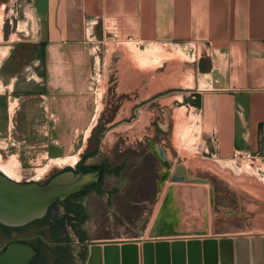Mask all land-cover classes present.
I'll use <instances>...</instances> for the list:
<instances>
[{"label": "crops", "instance_id": "1", "mask_svg": "<svg viewBox=\"0 0 264 264\" xmlns=\"http://www.w3.org/2000/svg\"><path fill=\"white\" fill-rule=\"evenodd\" d=\"M26 4L42 44L41 77L36 80L40 86L26 94L23 110V134L30 147L40 148L50 160L78 158L67 167L83 162L99 167L95 172L104 169L112 192L110 206L116 211L120 207L124 230H134L131 238L148 239L147 230L153 239L165 230H211L206 199L214 200V190L202 171L206 156L223 161L243 152L264 160V0ZM113 25L117 43L125 39L200 52L197 88L175 99L183 105L174 107L173 100L163 104L160 99L152 112L141 104L146 91L163 88L162 77L153 86L146 83L147 69L123 70L125 64L115 54L130 59L132 52L108 46ZM113 75L117 77L111 84ZM128 77L133 80L127 82ZM100 86L129 93L117 118L138 129L100 131V123L110 115L99 111ZM1 102L0 137L7 136ZM147 122L153 129H146ZM185 134H196L197 149L180 147ZM121 138L127 146L119 147ZM95 172L81 168L79 173ZM194 196L197 200L192 201Z\"/></svg>", "mask_w": 264, "mask_h": 264}, {"label": "rangeland", "instance_id": "2", "mask_svg": "<svg viewBox=\"0 0 264 264\" xmlns=\"http://www.w3.org/2000/svg\"><path fill=\"white\" fill-rule=\"evenodd\" d=\"M30 17L26 0H0V50L6 47L10 48L9 54L0 61V100L6 107L5 120L7 123V136L0 137V159H2L3 165L10 164L11 159H16L14 165L12 164L17 175L14 179L22 181L40 180L47 173L62 170L68 166L67 164H70L59 165L56 162L59 159L44 158L40 148L30 147L31 144L27 143V138L23 134L22 126L23 119H25L23 110L28 103V101L25 102V97L27 93L28 95L33 93L40 86L36 80L41 77L42 67L40 60L42 44L38 41L37 29ZM115 27L114 25L109 27L108 46L113 45L118 50L126 48L127 51L132 52L130 59L120 56L119 53L115 54L121 63L125 64L123 70H127V67L147 69L146 83L151 85L156 83V79L159 80V76L162 77L163 88L159 91H146L147 97L141 104L150 108L152 112L154 108L159 107L160 99L163 104L168 99L173 100L172 106L174 107L183 105L181 101L175 99H181L183 95L185 96L184 92L197 88L196 63L200 52L197 51L193 55L192 49L194 48L161 47L125 39H120L117 43L115 42L117 33ZM117 75L112 76L109 81L111 84L116 81ZM120 80V82H124L125 78L122 76ZM132 80L133 78H126L127 82ZM103 87L100 86L98 91L99 111L103 110V113L109 111L110 115H107L106 120L100 123V131L109 133L113 130L138 129L137 124L136 127L129 128L128 124L117 118V113L129 93H124L121 89L117 91V86H114V89L112 87L104 89ZM186 100L185 97L183 101L187 102ZM104 114L102 118H105ZM133 117L134 114L131 119ZM150 123L145 124L146 129H153L154 124ZM195 136L187 137L185 134L180 147L197 149ZM121 145L127 146L122 138L119 147ZM206 157H209L208 160L205 159L208 163L204 165L202 171L210 177L211 187L214 190V200L206 199L210 215L209 229L211 230H185V232L183 230H165L163 234L160 232L161 234L155 236L168 239L208 236H264V160L257 157L248 158L242 154L223 161L212 159L210 155ZM193 200H197V197L194 196ZM89 204L94 214L89 223L91 226L88 230L90 238L134 237L132 236L134 230H97L95 226L101 220L110 227L122 225L121 218L118 219L116 213L123 216V212H114L115 208L110 206L111 210L108 211L109 218L107 219L105 218L106 210L102 212L105 205L102 200L93 198ZM166 232L174 236H168L169 233ZM145 235L150 238V231L147 230ZM2 240L3 237L0 235V243Z\"/></svg>", "mask_w": 264, "mask_h": 264}, {"label": "water", "instance_id": "3", "mask_svg": "<svg viewBox=\"0 0 264 264\" xmlns=\"http://www.w3.org/2000/svg\"><path fill=\"white\" fill-rule=\"evenodd\" d=\"M96 173H64L47 186L19 184L0 173V222L27 224L57 199H65L98 182ZM85 264H264V236L87 240ZM36 251L15 242L0 250V264H31Z\"/></svg>", "mask_w": 264, "mask_h": 264}, {"label": "flooded vegetation", "instance_id": "4", "mask_svg": "<svg viewBox=\"0 0 264 264\" xmlns=\"http://www.w3.org/2000/svg\"><path fill=\"white\" fill-rule=\"evenodd\" d=\"M80 171L81 167L77 164L76 167H66L47 173L40 180L27 179L26 181L16 180L3 170H0V173L19 184L47 186L64 173L78 174ZM101 172L103 179L70 197L55 200L42 216L27 224L10 226L0 222V235L3 237L0 250L4 251L10 244L21 242L30 245L36 251L31 264H85L88 255L87 247L81 242L91 240L88 230L91 228L90 219L94 215L89 203L93 198L102 200L105 203L102 212L106 210L105 218L107 219L109 218L108 211L111 210V187L104 179L105 170ZM117 211H121L120 207ZM116 216L118 219L121 218L122 225L110 227L101 220L95 228L97 230H124L126 223L122 220L123 216L120 213H116ZM127 239L130 238L118 240ZM77 248L80 250L77 251Z\"/></svg>", "mask_w": 264, "mask_h": 264}, {"label": "bare ground", "instance_id": "5", "mask_svg": "<svg viewBox=\"0 0 264 264\" xmlns=\"http://www.w3.org/2000/svg\"><path fill=\"white\" fill-rule=\"evenodd\" d=\"M15 38V37H14ZM10 52V48L9 47H6L5 49L2 48V50H0V61L2 59H4ZM1 158V157H0ZM77 157H73V158H68V159H60V160H57L56 162L59 164V165H64L66 163H70V164H74L76 161H77ZM12 161L9 162L10 164H7V165H3L2 163V159H0V169H2L3 171H5V173H7V175H9L10 177L14 178L16 177L17 175L15 174V170L13 169V166L12 164L14 165L16 159H11ZM56 164V163H55ZM16 166V165H15ZM200 190V189H199Z\"/></svg>", "mask_w": 264, "mask_h": 264}, {"label": "trees", "instance_id": "6", "mask_svg": "<svg viewBox=\"0 0 264 264\" xmlns=\"http://www.w3.org/2000/svg\"><path fill=\"white\" fill-rule=\"evenodd\" d=\"M40 57H42V53H41V56ZM80 167L82 168V170L84 172H95V171H97L99 169V167H96V166H93V167L83 166V162L80 163ZM68 169H71V168H68ZM84 218H83V220H84Z\"/></svg>", "mask_w": 264, "mask_h": 264}, {"label": "built area", "instance_id": "7", "mask_svg": "<svg viewBox=\"0 0 264 264\" xmlns=\"http://www.w3.org/2000/svg\"><path fill=\"white\" fill-rule=\"evenodd\" d=\"M196 53H197V51H196L195 49H192V54L195 55ZM240 154L245 155V156H247L248 158L256 157V156H254V155H252V154H249V153H243V152H241ZM238 155H239V154H238Z\"/></svg>", "mask_w": 264, "mask_h": 264}]
</instances>
